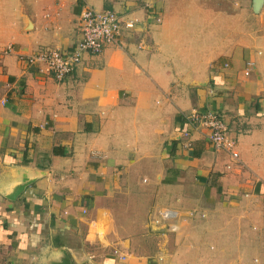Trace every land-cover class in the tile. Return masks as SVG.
<instances>
[{
    "label": "crops",
    "instance_id": "0c3cea01",
    "mask_svg": "<svg viewBox=\"0 0 264 264\" xmlns=\"http://www.w3.org/2000/svg\"><path fill=\"white\" fill-rule=\"evenodd\" d=\"M85 4L136 25L62 80L25 66L74 47ZM194 109L221 115L236 158L188 124ZM263 188L264 0H0V264H212L151 209L264 226Z\"/></svg>",
    "mask_w": 264,
    "mask_h": 264
},
{
    "label": "built area",
    "instance_id": "2783aa9c",
    "mask_svg": "<svg viewBox=\"0 0 264 264\" xmlns=\"http://www.w3.org/2000/svg\"><path fill=\"white\" fill-rule=\"evenodd\" d=\"M45 17H48V14H45ZM78 21L81 38L72 49L64 51L58 48H49L38 52L20 53L18 58L24 62L25 66L35 69L38 73L62 80L72 72L85 53L98 54L108 44L117 42L122 29L134 28L137 19L125 18L113 10H97L85 4L81 8ZM11 47L8 45L1 52L6 54L10 52ZM252 65L253 62H247L248 68L245 70V74L249 73V67ZM187 120L191 127L206 130L207 139L214 149L228 150L234 158L237 157L238 154L234 150L235 142L227 137V125L216 110L199 111L194 109L188 115ZM181 135L184 139V146H189L190 131L186 129L181 132ZM187 213L194 215L198 211L191 209ZM179 216L180 211L165 208L159 210L152 221L155 225L166 223L164 227L168 231H177Z\"/></svg>",
    "mask_w": 264,
    "mask_h": 264
},
{
    "label": "rangeland",
    "instance_id": "374dc122",
    "mask_svg": "<svg viewBox=\"0 0 264 264\" xmlns=\"http://www.w3.org/2000/svg\"><path fill=\"white\" fill-rule=\"evenodd\" d=\"M4 49V48H3ZM166 193L164 196L169 197ZM168 202H165L167 204ZM178 208L180 216L178 218L179 229L177 231H168L165 224L155 226L165 228L170 236L179 237L183 240L185 249L197 250V254L193 259L203 262L204 251H209L212 254V264H258L260 259L258 251L264 245V226L261 220L249 218V222L238 219L235 215H239L237 210L222 213V210L210 212L199 207L189 205L188 203L181 204ZM156 208L151 209L156 215L161 209L167 208L166 205H156ZM189 208H197L198 213L189 215ZM177 210V209H176ZM203 213V214H201ZM247 221V220H246ZM137 233H143V225H135ZM148 241V240H147ZM151 243V242H150Z\"/></svg>",
    "mask_w": 264,
    "mask_h": 264
},
{
    "label": "water",
    "instance_id": "95a60500",
    "mask_svg": "<svg viewBox=\"0 0 264 264\" xmlns=\"http://www.w3.org/2000/svg\"><path fill=\"white\" fill-rule=\"evenodd\" d=\"M262 2H263V0H252V7H253V10H254V11H258V10L260 9L261 5H262ZM158 229H159V228H158ZM159 230L163 231L164 228L159 229ZM64 262H65V261H64ZM60 264H63V263H60Z\"/></svg>",
    "mask_w": 264,
    "mask_h": 264
}]
</instances>
